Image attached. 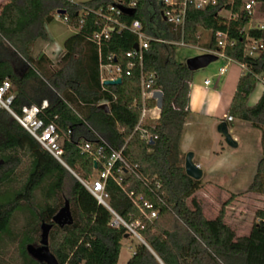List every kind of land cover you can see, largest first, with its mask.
Listing matches in <instances>:
<instances>
[{
  "label": "trees",
  "instance_id": "trees-1",
  "mask_svg": "<svg viewBox=\"0 0 264 264\" xmlns=\"http://www.w3.org/2000/svg\"><path fill=\"white\" fill-rule=\"evenodd\" d=\"M115 1L10 0L3 7L0 14V85L5 80L12 82L16 95L13 110L20 114L25 106H40L48 101L49 107L40 117L46 124L55 121L65 133L72 132L71 140L64 143L63 159L84 180H89L96 171L94 160L82 154L78 144L86 141L96 146V131L114 149L124 148L126 159L138 165L141 174L162 182V189L151 193L135 176L127 179L131 188L145 194L159 211L154 222L145 221V228L141 230L148 246H137L127 264H264V210L256 213L250 234L239 237L226 222V207L232 199L225 203L215 219H207L201 202L194 196L204 184L186 175L181 148L190 116V85L194 72L186 63L176 60V45L170 43L183 40L187 45L197 46L200 44L199 29L212 33L206 49L217 48V32H228L230 39L236 41V46L229 47L226 54L247 64L250 70L238 82L229 115L262 132L264 154V92L256 105H249L258 87L257 76H264V52L257 58H244V38L240 32L249 22L244 0H218L217 6L204 11L189 8L183 38L163 20L159 0H124L138 3L133 18L143 23L147 34L168 42H152L145 53L144 70L156 73L157 87L164 93L161 119L155 129H150L158 136L152 144L142 140L140 133L133 135L141 117L139 71L124 76L120 85L107 86L108 91H102L99 51L88 41V37L100 30L97 25L100 19L90 14L81 28L79 26L80 13L84 9L96 11ZM256 1L259 12L264 14V0ZM55 10L64 11L63 15L70 20L68 27L78 29L65 41L57 68L45 54L33 57L36 42L49 39L46 27L54 21ZM222 11H233L238 17L228 23L221 16ZM250 36L264 40V29L251 30ZM136 42V36L128 31L114 32L102 48V57L107 62V57L114 55L117 60L114 62L126 67V53ZM104 101L110 103L109 113L100 107ZM21 175L26 177L18 189L2 190ZM43 188L47 201L38 209L34 206L35 193ZM106 190L113 210L127 221L138 218L131 202L113 181L107 183ZM248 192L264 194V157ZM66 201L71 206L73 224L61 228L53 219ZM24 209L35 218L34 226L25 234L20 247L24 264H41L28 253V247L40 237V222L53 225L49 234L50 250L59 264L119 263L125 229L111 228L110 212L99 205L84 185L45 151L9 112L2 110L0 242L11 234L15 214Z\"/></svg>",
  "mask_w": 264,
  "mask_h": 264
},
{
  "label": "built area",
  "instance_id": "built-area-1",
  "mask_svg": "<svg viewBox=\"0 0 264 264\" xmlns=\"http://www.w3.org/2000/svg\"><path fill=\"white\" fill-rule=\"evenodd\" d=\"M10 0H3L0 7V14L3 7ZM73 3H81L89 0H70ZM233 4V2H231ZM159 5L162 7L161 16L163 20L169 24L172 31L175 34H179L184 37L186 20L189 8H194L199 11H204L208 7H215L218 5V0H159ZM138 3L136 1L126 2L124 0H116L106 8L99 10L84 9L80 13L79 26L85 23V18L90 14L98 16L100 21L98 26L101 27L99 31L94 32L88 41L94 44L99 51L100 61V80L102 91L107 92V81H116L122 79L124 76H132L135 70L139 71L140 83H141V117L134 130V133H140L141 139L147 144L155 143L158 136L150 131L155 129L157 122L161 119L162 110L158 107V100L155 98V94L162 92L157 87V75L156 73H147L144 70L145 53L150 49L151 43H168L160 38L153 37L147 34L144 30V25L139 19L133 18L136 14ZM245 11L248 13L249 22L241 30L240 34L243 35L244 41V58H257L262 52H264V40L252 38L250 36L251 30H263L264 21H259L258 2L256 0L244 1ZM125 11H134V16H128ZM56 14L63 18L64 22L68 25L70 20L68 16L59 13ZM223 12V11H222ZM221 12V13H222ZM229 13V17L226 18L229 22L238 17L233 11H225ZM126 17L132 18L129 22ZM166 19V20H165ZM73 28V27H71ZM78 31L77 28H74ZM128 31L134 34L137 38L136 44L138 49H133L126 53V59L128 64L123 67L121 64L115 63L116 57L110 55L107 57V62L102 57V48L108 44L111 39V35L114 32L122 33ZM217 48L215 50L206 49L205 54L216 55L219 59L225 62V65L219 70V75L223 76L227 72V68L231 64H237L242 73H246L250 70L247 64L237 62L232 57L226 54V50L229 47H235L236 41L231 40L228 32H217ZM174 45L187 46L182 40L181 42H170ZM57 52L62 53L59 57V61L63 56V50ZM115 61V62H114ZM242 74V75H243ZM258 85L264 88V76H257ZM206 86L212 84L211 79L204 81ZM191 86V85H190ZM14 87L10 80H5L0 85V111L5 110L9 112L12 117L41 145V147L50 153L57 161L63 166L67 167L72 174L84 185V187L95 197L99 205L106 208L112 215V219L109 226L113 229L124 228L126 235L130 238L139 239L142 243L145 242L141 235V230L145 228L146 222H154L158 216V208L155 204L147 198L143 193H137L131 184L127 182V179L131 176H135L151 193H155L157 190H161L163 185L157 178L150 179L139 172V166L131 164L123 154L122 150L114 149L100 134L94 131L97 138L96 146L91 142L82 141L78 144V147L82 154L91 157L94 160L97 167H95L96 173L89 180L82 179L75 171H73L64 161L63 156L65 154L64 143L66 140H71L72 132H63L55 121L46 124L40 117L45 109L49 107L48 101H43L40 106L32 105L22 108L20 114L13 110L14 101L16 95L14 93ZM164 94V93H163ZM150 102H153V106H150ZM102 105L110 106L107 101L101 102ZM136 106V104L134 105ZM110 108V107H109ZM57 119V117H56ZM226 121L233 122L234 119L231 116H226ZM200 167V166H199ZM113 181L125 194L127 199L131 202L133 209L138 215V218L127 221L120 216L110 206V195L106 190L107 183ZM163 203V199L159 198ZM134 214L130 217L133 218Z\"/></svg>",
  "mask_w": 264,
  "mask_h": 264
},
{
  "label": "rangeland",
  "instance_id": "rangeland-1",
  "mask_svg": "<svg viewBox=\"0 0 264 264\" xmlns=\"http://www.w3.org/2000/svg\"><path fill=\"white\" fill-rule=\"evenodd\" d=\"M78 1H81V0H78ZM2 3H3V0H0V7ZM56 13L57 11L55 10L53 13V15L55 16L54 21L51 24L47 25L50 38H51V44L54 50L53 52H51V57L49 58L54 62L55 68H57L59 57L62 55V53L57 52V51L63 50L65 41L69 37H71L72 35L78 32L76 29L68 27V25L64 22L63 18L60 16H57ZM221 16H223V18H228L229 13L223 11L221 13ZM259 21L260 22L264 21V14L261 13L259 15ZM199 37H200V44L197 46H191V45H187V46L177 45L176 46L175 56L178 62L186 63L189 59L202 56L205 54V50H206L205 45L211 40L212 33L209 31H205L203 29H199ZM42 42H47V41L42 40ZM34 48H35V45H34ZM34 48H33V55H35V58L43 54L41 49L40 50L35 49L34 51ZM223 65H224L223 60L219 59L217 62L212 63L209 67L195 72L194 77H193V83L196 85L203 84L205 78L212 77L213 75L218 74L220 68L223 67ZM232 66L239 68V66L235 64H233ZM216 82H218V80H216ZM257 93H258V90H257ZM191 122H194L195 124L197 123L196 120H193L192 117L189 116L186 127H185L184 136L188 131L189 132L191 131L190 130L192 128ZM238 124L239 122H235V125H238ZM188 125L189 127H187ZM247 128L250 133L246 132L245 134H243L244 144L239 149L233 151L235 153V156L230 157L231 160H227L228 165H230L231 163H236L240 161L242 162L250 161L252 157V151H253L252 147L250 148V146L253 145V143H256L257 145L256 150H257V153L259 154L258 164L260 160L264 157L262 132L252 127L250 123H248ZM205 130L202 131V134H205V135L200 137L201 139H199V141H197L195 144L200 148L201 147L207 148L208 146H210L213 140L212 134L214 136L220 137V133H217L216 131L212 129H211V133ZM222 138H223V142L225 143L226 140L224 139L223 136ZM188 152L189 151H186V153H184L185 158ZM222 164L220 162V164L218 163L216 165L218 166ZM25 177H26L25 175L19 176L18 178L14 179V181L11 184L3 187L2 190L12 191V190L18 189L22 185ZM202 182L204 184V180H202ZM204 187L205 185L203 186L202 189H204ZM248 189H237L235 191H237L238 194L235 195V194L230 193L227 197L228 199H225L222 195L218 196L219 195L218 190L210 191L208 189L207 190L205 189L204 191L206 194L205 196L204 195L198 196L197 193L194 196L201 202L204 215L207 219H215L219 215L225 203L232 199L230 204L226 207V222L228 225L232 224L230 226L235 230L237 236L241 237L244 235L246 236L247 234L249 235L253 227V224L255 222L256 213L259 210H264V194L250 193L248 192ZM208 196L211 198H208ZM238 198H241V199H238ZM46 201L47 200L45 196V188L35 193V200H34L35 208L39 209L41 207H44L46 205ZM190 202L191 200L188 201L189 204ZM34 222H35L34 216L27 209H24L23 211L15 214L12 220V223H11V234L8 236H5L3 240L0 242V263L24 264V261L20 253V247L25 237V234L30 229H32V227L35 224ZM40 226H42L41 222H40ZM42 233L43 232L41 229L40 237L38 241L29 248L30 249L29 255L33 259H35L34 252L42 248V245H41ZM141 244L142 242L139 239H136L133 237L132 238L129 237L128 239H125L123 241V248H122V252H121L118 264H127V262L134 255L137 246ZM49 247L51 249V237L50 236H49ZM41 264H44V263H41Z\"/></svg>",
  "mask_w": 264,
  "mask_h": 264
},
{
  "label": "crops",
  "instance_id": "crops-1",
  "mask_svg": "<svg viewBox=\"0 0 264 264\" xmlns=\"http://www.w3.org/2000/svg\"><path fill=\"white\" fill-rule=\"evenodd\" d=\"M46 29L49 40L47 42H42V40L37 41L34 51L35 49H41L43 54L51 57V52L54 50L48 28L46 27ZM33 57L35 58V55H33ZM223 63L225 65V62ZM232 65L233 64L228 66L227 72L223 76H220L218 73L212 77L205 78V80H212V84L209 86H206L204 82L198 85L194 84L193 81L191 83L190 116L193 120H196L197 123L195 124V121L191 122V131H188L183 137L181 148L183 153H186V151L194 153V162L196 161V164L200 166L203 171L202 180H204L205 187L197 192L198 196H205L206 194L204 191L208 189L210 191L218 190V196L222 195L225 199H228L227 197L230 193L235 195L238 194L235 190L248 189L257 171L259 154L256 150V143L250 146L253 150L250 161H240L231 163L230 165L227 163V160H231L230 157L235 156L233 151L243 146V134L246 132L250 133L247 128V122L236 119H234L233 122H228L225 119L226 116H230V107L236 93L238 82L243 74L240 67H233ZM216 80H218V82H216ZM258 87L250 97V106L256 105L264 92L262 86L258 85ZM223 121L228 124L230 134L237 141V148H232L226 142L224 143L221 134L220 137L212 134V143L207 148H200L195 145L196 142L201 139L200 137L205 135L202 134V131L205 129V131H209V133H211V129L219 133L218 126ZM235 122H239V124L235 125ZM187 127H189V125ZM217 162L223 164L217 166ZM208 198L211 197L208 196Z\"/></svg>",
  "mask_w": 264,
  "mask_h": 264
},
{
  "label": "water",
  "instance_id": "water-1",
  "mask_svg": "<svg viewBox=\"0 0 264 264\" xmlns=\"http://www.w3.org/2000/svg\"><path fill=\"white\" fill-rule=\"evenodd\" d=\"M60 14H65L64 11H60ZM125 13L133 17L134 11H125ZM166 20V19H165ZM135 49H138V44L134 45ZM219 58L216 55L213 54H204L202 56H198L192 59H189L186 62L187 68L191 72H197L199 70L205 69L209 67L212 63L217 62ZM122 83V79H118L116 81H107L105 85L107 86H114V85H120ZM155 98L158 100V107L162 110L164 106V94L161 92H158L155 94ZM102 109L106 110L107 113L110 112V108L108 105H102ZM218 132L225 138L227 144L232 148H237L238 143L237 141L232 137V135L229 132L228 124L223 121L218 126ZM194 153L189 152L186 154L185 158V173L187 176L192 178L195 181H201L203 178V171L202 169L194 162ZM95 167L97 165L95 164ZM67 168V167H66ZM68 169V168H67ZM69 170V169H68ZM70 171V170H69ZM71 172V171H70ZM72 173V172H71ZM74 175V174H73ZM54 224L60 226L61 228L65 227L66 225H72L73 224V216L71 212V206L68 201H66L65 206L58 212V214L53 219ZM53 225L44 223L42 225V240L41 245L42 248L34 252L35 259L41 263L44 264H59L57 258L55 255L51 252L49 247V234L52 230ZM129 236L125 235V239H128ZM146 246V242L142 243ZM30 245L28 247V253H30Z\"/></svg>",
  "mask_w": 264,
  "mask_h": 264
}]
</instances>
